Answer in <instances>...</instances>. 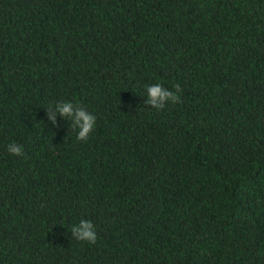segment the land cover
Returning a JSON list of instances; mask_svg holds the SVG:
<instances>
[{"label":"trees","instance_id":"1","mask_svg":"<svg viewBox=\"0 0 264 264\" xmlns=\"http://www.w3.org/2000/svg\"><path fill=\"white\" fill-rule=\"evenodd\" d=\"M0 264H264V0H0Z\"/></svg>","mask_w":264,"mask_h":264},{"label":"clouds","instance_id":"2","mask_svg":"<svg viewBox=\"0 0 264 264\" xmlns=\"http://www.w3.org/2000/svg\"><path fill=\"white\" fill-rule=\"evenodd\" d=\"M147 100L145 103L157 109H163L171 101L173 104L181 102L179 93L183 91L179 84H176L175 91L165 88L162 84L156 83L148 85ZM57 113L65 119L72 121L71 127L78 128L77 140H87L92 132L97 117L90 113L82 104H74L71 101H59L54 106L47 107V118L53 125L58 126ZM9 153L17 156L24 155L22 145L11 143L8 145ZM71 235L78 241H86L94 244L97 240L95 225L91 220L82 219L78 224L71 227Z\"/></svg>","mask_w":264,"mask_h":264}]
</instances>
